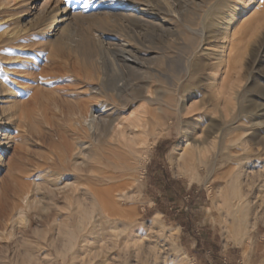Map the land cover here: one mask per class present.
Returning a JSON list of instances; mask_svg holds the SVG:
<instances>
[{
    "label": "rangeland",
    "instance_id": "rangeland-1",
    "mask_svg": "<svg viewBox=\"0 0 264 264\" xmlns=\"http://www.w3.org/2000/svg\"><path fill=\"white\" fill-rule=\"evenodd\" d=\"M1 1L0 147L8 146L0 148V264H264V0H166L178 11L180 35L134 30L151 51L132 62L96 48V41L119 42L115 33L129 32L122 16L147 0ZM44 1L73 14L62 26L66 47L43 39L37 20ZM222 21L223 42L224 28H212L208 43L188 53L184 24ZM19 29L17 41L3 43ZM187 55L192 67L179 75ZM93 60L106 81L122 79L116 65L134 88L151 70L180 76L176 96L150 85L179 114L163 108L158 126L141 129L123 148L94 145L100 162L82 164L71 156L75 134L87 140L75 123L87 106L106 100L90 92L99 85ZM16 101L20 113L7 119V104ZM141 102H119L125 106L113 117L134 118ZM45 169L73 189L49 191L38 176ZM31 183L39 185L36 192Z\"/></svg>",
    "mask_w": 264,
    "mask_h": 264
},
{
    "label": "bare ground",
    "instance_id": "bare-ground-1",
    "mask_svg": "<svg viewBox=\"0 0 264 264\" xmlns=\"http://www.w3.org/2000/svg\"><path fill=\"white\" fill-rule=\"evenodd\" d=\"M4 1L3 2L1 1V3L5 4V2L7 0L5 2ZM49 4H51V3H49ZM49 4L47 1L43 2L42 6L40 8V11H39L40 12L39 19L38 20L36 19L37 25L44 27V35H45V33H47V34H46V36H44L43 39H44V41H46V43L59 42L60 44H62L63 46L66 47L67 42L69 41V38L65 33H63V32H66V30L63 31L62 26L63 27L70 26V24H66V22H68L71 18H73V14L72 13L70 14V12H68L66 9H61L58 6L52 7ZM123 5L127 6L126 4H123ZM131 7L133 9L132 10L133 13L132 14L129 13L127 15L125 14L124 16H122L125 19V22H127V24H128V26H126V28L129 29V32L126 33L124 29H120V31H121V32L119 31L120 33H115V35L117 37L121 38V40L119 42H113V43L108 42L109 44H106L103 42V40H98V41H96V46H95L96 48H99L100 50L108 51L110 53L120 52L122 54H126L127 60H129V62H130L131 60L132 61L138 60L136 58V55H138V53H140L141 51H143V52H150L151 51L147 47L143 46V44L140 42V40L136 36L137 33L134 30L141 29V28H146V29L150 28V29L157 30L158 32H161L163 34L170 32V33H173L174 35H177V36L180 35L179 32L174 31V25L178 21V16H179L178 11H177L176 7L173 4L169 3L168 1H166V0H147V1H144L142 3H139V6H135V4H134ZM1 9H3V7H1L0 10ZM119 16H118V18H119ZM233 16L232 17L230 16V18H233ZM227 19H229V16H228V18L225 17L223 20H227ZM121 20H123V19H121ZM211 24H213V23H211ZM129 26H131L133 29H130ZM212 28H216L217 30H219V29L221 30V28H224V34L222 33L224 36L222 38L223 40H221L222 42L224 41V39L226 37H228V34H227L228 31L226 30V22H224V21H222L220 23L216 22L213 25H209V24L208 25H200L197 28H192L189 25L184 24V29H186L187 33L190 35V37H189V40H190L189 43L190 44L188 46H186L189 54H190V52H192V50L195 49V47H198V46L204 47L205 44L208 43L206 41L208 40L210 32L213 31ZM142 31H143V29H142ZM22 32H23V30L19 29L13 33H9L7 38H5V40L3 41V43L10 44V43H13L14 41H17L19 39V37L21 36ZM41 36H43V35H41ZM131 44L136 45L137 49H135V50L130 49L132 47ZM206 52H207V50H202L201 53L207 54ZM120 53H119V55H120ZM152 53H153V51H152ZM116 54H118V53H116ZM229 55H230V53L228 52L227 56L229 57ZM218 56H220V55H218ZM152 57H150V55H148L147 58L150 60H154L157 64L158 63L162 64L161 63L162 61H160L159 59H156V58H152ZM122 59L124 60L125 58H123V56H122ZM220 59H221V57H220ZM220 59L218 58V60H219L218 63H220V61H223ZM225 59L227 60V58H225ZM226 60H224V61H226ZM124 61H126V60H124ZM13 63H14V61H13ZM125 63H128V62H125ZM135 63H137V62H135ZM191 63H192V58L190 57V55H187L184 58V61L182 62V67L179 71V75L180 74L187 75L189 73L191 67H192ZM89 65H90V68L92 69V71L94 73V77L96 78L97 81L99 80V82H98L99 85L97 87H91L90 92H91V94H93L95 96L103 95L106 98V100L105 99L99 100L96 103L87 106V108L85 109L86 115L81 117V121L75 123V129L74 130L78 131V128L81 129V127H83L85 129V132H86L85 135L87 137V140H81L79 135L75 134L76 138H75L74 143L76 145L77 151L74 154H71V156L73 155L74 161L75 160H77V162L81 161L82 164H92V163H96V162L99 163L100 162L99 159H101V158H99L98 155L100 152L96 151L94 149L97 152L96 153L93 150L94 145L104 144V145H109L110 147L114 146V145L120 146L121 148L126 147L129 142H131V143L133 142V138L137 134L143 135V131L141 129H143L145 131V129L147 127L149 128L150 126L155 127V126L159 125V121L161 118H160V116L157 115V112L158 113L162 112L163 108L170 109L173 112H176V114H179V110L176 107H174L173 105H170V104H164L163 103L162 96H161L162 90H160V89L152 90L150 88V85L154 84L156 86L162 87V89H164L165 93L170 94L172 96H176V94L178 93V88H180V85H179V82H180L179 77L180 76L178 77L176 75H173L172 76L173 78L170 79V77H169L167 79L165 77L166 75L163 76V73L161 74V72H159V73L156 72L154 74V71L151 70L150 72L148 71L149 73H146V74L144 73V74L139 75L140 76L139 79L143 81V84L138 86L137 88H134L133 87L134 84L132 85V83H131L132 80L130 78L126 77V75L121 70V68L117 67L116 65H113V63H112V65H113L112 68L116 72V75L118 73L117 76L120 75L119 77H122V79H120V81H118V80L106 81V79H105L106 75H105V73H103V68H102V66L98 60L90 61ZM125 67H126V65H125ZM140 67H142V66H140ZM126 68L131 73H133V74L136 73L134 70V67L132 65H129ZM113 75H115V74H113ZM128 76H130V75H128ZM109 77H111V76H109ZM106 78H108V77H106ZM119 83H121V84H119ZM9 96H12V95L10 94ZM107 99L111 102L109 103ZM114 99L115 100L117 99L118 102H115ZM141 101H143L144 104L143 105L141 104L142 106L139 104V107L141 106L140 112L138 113V115L136 113L134 118L125 120L122 118L119 119V115H116V117H113L115 115V113H117L120 108L121 109L124 108L125 105L122 106L123 104H125V103H127V104L133 103L134 104V102L140 103ZM119 102H121L123 104L119 105L118 104ZM16 104H18L17 101H16V103L15 102H9L7 104L8 108L6 109V112L4 110L5 117L7 114V116L10 115V118H11V115H14L16 118L18 113H20L19 112L20 109L16 106ZM147 106H154L155 108L153 109V111H149L146 108ZM131 108L130 109L132 111H134V108L133 107H131ZM5 117L3 116V118H5ZM125 122H127V123H125ZM128 122H130V123H128ZM148 131H150V129ZM145 132H147V129ZM82 139H84V138H82ZM6 140L7 139H5V137H4L3 143L1 142L2 143L1 146H3V145L6 146V144L4 143ZM7 146L6 147H4V146L0 147L1 151L2 152L5 151ZM173 154H174V151H173ZM175 154H174V156L171 155L172 159L177 156V155L175 156ZM66 159H67V157H66ZM172 159H171V161H172ZM0 160H1V157H0ZM74 161H71L70 163L72 166L75 167V164L77 162L74 163ZM47 162H49V161L47 160ZM60 162L67 163V161L64 159L63 160L61 159ZM136 164H137V162H136ZM38 176L40 177L41 180L44 179L43 181L47 184V188L51 192L61 191V190L62 191H68L66 189L72 190L73 186H74L73 183H65L62 179L63 178L62 174H59L57 172L54 173V172L49 171L47 169H45V171L39 172ZM22 177L16 178L17 180L19 179L18 180L19 182H17V183L21 189L26 190V188L28 189V187L22 183V181H21ZM39 177H38V180H39ZM38 186H39L38 184L31 183L29 190L36 192L38 190ZM106 191H107V189H106ZM28 192H30V191H28ZM107 194H108V192H107ZM25 195L26 196H24L25 197L24 199L27 201L30 200L29 195H27V194H25ZM103 197L106 198L105 196H103ZM117 199H118V197H117ZM149 222H151V220ZM153 222H155V220L152 221V223Z\"/></svg>",
    "mask_w": 264,
    "mask_h": 264
}]
</instances>
